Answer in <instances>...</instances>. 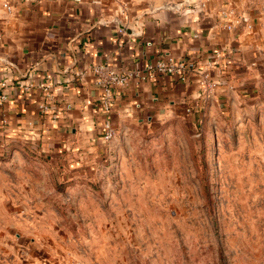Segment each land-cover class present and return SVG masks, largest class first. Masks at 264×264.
Masks as SVG:
<instances>
[{"label":"rangeland","instance_id":"obj_1","mask_svg":"<svg viewBox=\"0 0 264 264\" xmlns=\"http://www.w3.org/2000/svg\"><path fill=\"white\" fill-rule=\"evenodd\" d=\"M245 89L135 115L82 158L0 145V264H264V84Z\"/></svg>","mask_w":264,"mask_h":264},{"label":"crops","instance_id":"obj_2","mask_svg":"<svg viewBox=\"0 0 264 264\" xmlns=\"http://www.w3.org/2000/svg\"><path fill=\"white\" fill-rule=\"evenodd\" d=\"M5 1L0 145L6 148L31 143L47 156L85 157L88 145L104 139L103 93L92 73L99 64L144 70L168 54L188 63L186 81L157 75L117 89L111 114L116 128L173 101L191 100L199 110L231 89L264 84V0H12L10 14ZM224 9L245 23L227 30ZM81 71L84 78L77 76ZM203 72L219 83L210 94L200 84ZM45 103L48 113L40 109Z\"/></svg>","mask_w":264,"mask_h":264},{"label":"built area","instance_id":"obj_3","mask_svg":"<svg viewBox=\"0 0 264 264\" xmlns=\"http://www.w3.org/2000/svg\"><path fill=\"white\" fill-rule=\"evenodd\" d=\"M30 2L32 0H23ZM3 8L7 13H12L14 10L12 0H6L3 4ZM220 17L225 22V28L229 31H234L245 23V19L238 16L232 9H224L220 13ZM249 29L252 25L247 26ZM94 75V84L98 89L102 91V108L106 114V118L103 124L104 139L106 141L111 140L116 135V127L111 116L115 106L116 90L128 87L131 83L137 81L140 83L147 79H154L157 75H166L170 77H176L180 81H186L189 77V67L185 60L176 59L170 54L156 61V63H150L144 70H134L120 72L106 65H95L92 68ZM86 71H81L77 74L78 77L84 78ZM201 86L205 93L210 94L215 91L219 83L213 81L210 74L203 72L201 77ZM3 99H6L3 96ZM40 109L43 113H48L50 107L48 104H42Z\"/></svg>","mask_w":264,"mask_h":264}]
</instances>
